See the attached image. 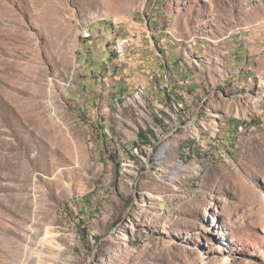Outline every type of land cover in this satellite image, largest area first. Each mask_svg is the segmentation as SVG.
<instances>
[{
    "label": "rangeland",
    "instance_id": "1",
    "mask_svg": "<svg viewBox=\"0 0 264 264\" xmlns=\"http://www.w3.org/2000/svg\"><path fill=\"white\" fill-rule=\"evenodd\" d=\"M0 264H264V0H0Z\"/></svg>",
    "mask_w": 264,
    "mask_h": 264
},
{
    "label": "bare ground",
    "instance_id": "2",
    "mask_svg": "<svg viewBox=\"0 0 264 264\" xmlns=\"http://www.w3.org/2000/svg\"><path fill=\"white\" fill-rule=\"evenodd\" d=\"M90 30L91 29L89 27L84 28V36L85 37H90L92 35V32ZM132 40H133V37H131V36H123L119 39V41L116 45V51H117L120 59H123L124 56L126 55L127 46L129 43H131ZM123 43H125L126 45H123ZM165 147H166V144H164L161 147V149L158 152L159 155L164 152Z\"/></svg>",
    "mask_w": 264,
    "mask_h": 264
},
{
    "label": "trees",
    "instance_id": "3",
    "mask_svg": "<svg viewBox=\"0 0 264 264\" xmlns=\"http://www.w3.org/2000/svg\"><path fill=\"white\" fill-rule=\"evenodd\" d=\"M163 49L165 50V49H166V47H163ZM141 135L144 137V134H142V133H141Z\"/></svg>",
    "mask_w": 264,
    "mask_h": 264
},
{
    "label": "built area",
    "instance_id": "4",
    "mask_svg": "<svg viewBox=\"0 0 264 264\" xmlns=\"http://www.w3.org/2000/svg\"><path fill=\"white\" fill-rule=\"evenodd\" d=\"M118 25V24H117ZM123 45H126L125 43H123Z\"/></svg>",
    "mask_w": 264,
    "mask_h": 264
}]
</instances>
